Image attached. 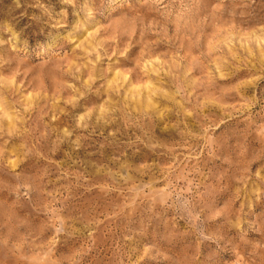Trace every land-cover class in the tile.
Wrapping results in <instances>:
<instances>
[{
	"label": "rangeland",
	"instance_id": "1",
	"mask_svg": "<svg viewBox=\"0 0 264 264\" xmlns=\"http://www.w3.org/2000/svg\"><path fill=\"white\" fill-rule=\"evenodd\" d=\"M0 264H264V0H0Z\"/></svg>",
	"mask_w": 264,
	"mask_h": 264
}]
</instances>
